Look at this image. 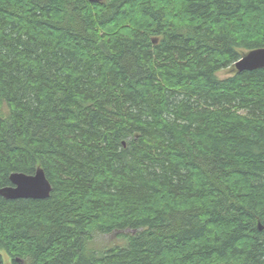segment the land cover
<instances>
[{"label": "trees", "instance_id": "16d2710c", "mask_svg": "<svg viewBox=\"0 0 264 264\" xmlns=\"http://www.w3.org/2000/svg\"><path fill=\"white\" fill-rule=\"evenodd\" d=\"M259 48L264 0H0V188L53 187L0 264H264V68L218 76Z\"/></svg>", "mask_w": 264, "mask_h": 264}, {"label": "water", "instance_id": "95a60500", "mask_svg": "<svg viewBox=\"0 0 264 264\" xmlns=\"http://www.w3.org/2000/svg\"><path fill=\"white\" fill-rule=\"evenodd\" d=\"M262 68H264V48H259L244 53L233 70L243 72ZM11 182V186L0 188V195L9 200L47 199L52 193V184L42 168H39L34 175L14 173L11 175Z\"/></svg>", "mask_w": 264, "mask_h": 264}, {"label": "rangeland", "instance_id": "374dc122", "mask_svg": "<svg viewBox=\"0 0 264 264\" xmlns=\"http://www.w3.org/2000/svg\"><path fill=\"white\" fill-rule=\"evenodd\" d=\"M234 72L235 71L231 68L225 69V70L219 72L218 76L221 79H224V78H227V77L233 75ZM120 233L124 235L125 233H128V231L124 232V233L119 232L118 234H112V235H105V236L97 237L96 242L94 244V247H96L97 249H102V248L107 247V246L115 245L116 243L123 244L125 242V239L124 238H118ZM5 263L11 264L10 258L6 254H5Z\"/></svg>", "mask_w": 264, "mask_h": 264}]
</instances>
